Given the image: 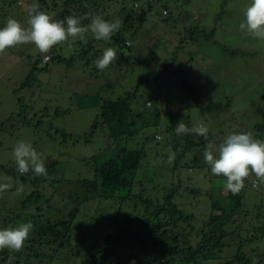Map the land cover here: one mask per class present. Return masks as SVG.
Wrapping results in <instances>:
<instances>
[{"label":"rangeland","instance_id":"1","mask_svg":"<svg viewBox=\"0 0 264 264\" xmlns=\"http://www.w3.org/2000/svg\"><path fill=\"white\" fill-rule=\"evenodd\" d=\"M192 2L189 8L184 7L185 12H177L179 20L171 17L165 21L155 14L150 16L145 26L128 30L127 41L133 47L131 50L122 49V52L116 49L117 60L107 67L111 68L110 71L102 74L96 70L94 63L97 54H86L91 59L89 64L80 56L86 52L91 41L87 36L89 34L85 40H77L72 48L67 43L55 45L58 48L56 52L51 49L49 53L41 54L35 45L24 44L0 55V183L10 182L13 185L0 194V229L5 228V219L15 218L21 211L22 214H35L38 206L43 207L44 213L50 203L54 209L59 208L64 212L59 215L60 218L68 217L70 210L82 209L83 213L78 219L82 222L93 221V230L99 233L105 227H110L112 219L117 215L120 222L127 221L129 213H133V209L128 206L140 195L155 203H163L164 195H167L166 179L163 178L165 168L170 165L175 167L174 162L168 163L166 157L173 152L169 144L156 143L161 138L172 141L165 125L173 127L183 120L188 127H192L203 122L210 129L207 141L217 147L229 134L246 131L255 133L257 126L264 129V40L239 30V25L245 22L244 12L251 0ZM32 3H38L40 10L54 14L41 0H0V28L5 26L9 18H15L27 27L25 6ZM121 6L122 0H104L94 14L104 19L114 17V21L118 19L122 23V14L118 13ZM188 9L190 19L186 15ZM223 9L228 13L223 14ZM160 10L164 11L163 8ZM87 16V13L83 14L82 20ZM98 46L101 45L98 43ZM153 51L158 57L153 73L159 80L147 83L142 93L144 99L152 95L154 98L163 96L162 102L157 104V107L163 109L162 126L158 129L148 128V135L141 139L138 137L145 149V157L132 182V192L115 193L124 197L132 195L131 199H127L126 203H129L121 209L120 214L118 211L121 206L118 202H102L97 199L79 206L69 196L76 192L79 180H94V168L89 162L104 151L108 158L113 155L109 146L113 138L106 126H99L95 134H91L100 109L86 107L85 103L107 86L113 87L110 92L117 91L113 96L106 94L111 98L120 96V88L134 90L139 80L146 76L147 69L141 63ZM57 54L63 55L65 61H54ZM45 55L51 59L45 60ZM185 82L193 86V94L184 88ZM175 115L176 123L172 124L171 116ZM174 135L177 137L175 129ZM201 138L192 141L202 142ZM20 140L32 143L41 154L47 171H53L51 179L42 183L31 171L24 175L16 171L12 151ZM135 146L139 147L140 144L135 143ZM202 150L201 145L194 154H189L190 159L186 161L200 159ZM53 163H56L55 168ZM184 172L185 182L175 196V203L193 221L182 223L176 231L185 233L195 245L200 240L198 229L212 211L210 195L224 200L228 191L224 189L226 178L213 175L203 158L195 167L191 164L190 169ZM6 177H11V181L6 180ZM53 179H60L61 184L56 186ZM253 183L254 186L248 187L251 202L256 201L257 193L264 192V183L258 182V186H255L256 182ZM18 187L23 188L19 194L16 193ZM36 191L42 193V200L39 204L29 205V209L23 212L24 202ZM54 213L52 211L50 215L58 214ZM81 221H77L76 226ZM241 225V228H246V225ZM234 244L237 245L238 241L234 240ZM7 250H0V260L3 254L9 255ZM45 251L50 252L49 249ZM78 251L79 248H74L75 253ZM247 253L251 264H264V239L250 243ZM227 254H224L227 260L234 258L233 250Z\"/></svg>","mask_w":264,"mask_h":264},{"label":"trees","instance_id":"2","mask_svg":"<svg viewBox=\"0 0 264 264\" xmlns=\"http://www.w3.org/2000/svg\"><path fill=\"white\" fill-rule=\"evenodd\" d=\"M103 1L51 0V5L50 0H41L47 9L54 13L52 16L55 19L64 20L68 16H76L80 18L82 25L90 23L89 16L82 20V15L95 13L102 6ZM59 2L63 5H60ZM192 4V0H122V6L118 13L122 14L123 21L119 30L109 39L112 43L107 42L108 40H96L89 32L87 33L89 35H86L91 41L86 52L80 56L88 63L91 59L87 58L86 54L88 52L95 53L99 58L105 50L103 46L113 47L120 52L122 49L131 50L133 45L128 44V37H126L128 30L145 26L150 16L155 14L163 17L165 21L171 17H174V20H179L177 12L184 11V7L189 8ZM162 8L164 14L160 10ZM187 12V18H189V14H191L189 9ZM222 13L228 12L223 9ZM105 20L114 22V17H107ZM98 43L101 45L100 47ZM56 51H58L57 46L52 48V52ZM155 55L154 51L151 52L147 59L141 63L147 69L146 76L139 80L134 90L120 88V96L111 98L106 94L113 96L117 91L110 92L113 87L108 88L109 86H107L85 103L86 107L100 109V115L91 134L94 135L99 126H106L113 138V143L109 145L113 155L108 158V154L104 151L96 155L91 163L89 162V165L94 168V180L92 182L79 180L76 192L69 196L77 205L82 206L97 199L102 202H118L121 206L119 214L121 209L128 205L129 202L126 203V201L131 199L132 195L124 197V195L117 196L115 193L117 191L132 192V182L142 167V160L145 157V149L141 146L142 141L138 140V137L141 139L144 135H148V128L158 129L162 126L163 109L157 107V104L162 102L163 96L154 98L152 95L149 99H144L145 95L142 93L147 83L159 80V77L153 73L158 62V57ZM54 61L62 63L65 58L63 55L57 54L54 56ZM96 70L99 69L96 68ZM110 70L111 68L100 70V74ZM175 74L179 77L178 73ZM94 77L100 78L101 76ZM119 86L121 87V85ZM184 88L191 94L194 93L193 86L186 82ZM195 99L197 100V98ZM176 119V115L171 116L172 124L176 123ZM177 125L175 124L173 127L165 125L172 141L167 138L166 140L161 138V141L155 140L161 145L169 144L173 152L176 153L173 161L175 167L170 165L165 168L163 178L166 179L167 195H164L163 203H155L152 199H146L140 195L135 199V202H130L128 208L133 209L131 211L133 213H129L127 221L120 222L117 215L112 219L111 226L105 227L99 233L93 230V226H95L93 221L82 222L78 219L83 213L82 209L80 211L77 208L70 210L68 217L63 218H60L59 215H63L64 212L59 208L54 209L50 203L44 213H42V206H38L35 214L27 212L23 215L21 211L15 218L5 219V228L16 227L22 221L31 222L34 225L33 231L23 249L19 252L7 250L6 253L8 252L9 255L3 254L0 264H7L10 256L15 257L12 264H118L119 262L122 264H219L217 262H221V264H251L250 255L247 253L249 244L264 239V192L258 190L261 194H256L258 198L254 202H251L252 196L248 192V187L254 186L253 182L258 184L255 176L247 178L244 182L245 187L236 195L228 192L224 200L210 195L212 211L204 220L203 226L198 229L200 240L197 244L194 245L185 233L176 231L182 223L193 221L192 217L183 214L175 203V196L180 192V188L185 182L184 171L190 169L191 164H194L195 167L200 163L203 158L202 152L209 143L207 139L194 133L176 137L174 129ZM254 135L255 138L264 140V129L257 126ZM194 138H201L202 142L192 141ZM135 143L140 146L134 147ZM179 145L183 146V149ZM201 145L203 150L200 153V159L194 158L192 161H186ZM187 155L189 156L187 157ZM166 157L168 158V155ZM183 162H185L184 165ZM55 164L53 163L54 168ZM52 173V170L48 172L49 177ZM167 173L169 178H167ZM176 175L177 179L175 180ZM23 180L27 181L25 177ZM48 180L43 176L39 177V181L42 183ZM52 182L56 186L61 184L60 179H53ZM86 188L89 191H85ZM41 198H43L41 192H33L29 200L24 202L23 212L29 209V205L39 204ZM56 201L57 199L54 197V202ZM56 205L54 203L55 207ZM52 211L58 214L52 216L50 215ZM77 221H81V223L76 226ZM11 224L13 226H10ZM241 224L246 225V228H241ZM234 240L238 241L237 245L234 244ZM74 248H79V251L75 253ZM45 249H49L50 252L47 253ZM230 250L234 251V258L227 260L224 254L228 253L227 255H229Z\"/></svg>","mask_w":264,"mask_h":264},{"label":"clouds","instance_id":"3","mask_svg":"<svg viewBox=\"0 0 264 264\" xmlns=\"http://www.w3.org/2000/svg\"><path fill=\"white\" fill-rule=\"evenodd\" d=\"M25 7L28 16L27 27L17 19L9 18L5 26L0 28V55L5 54L10 48L24 44L35 45L41 54L49 53L53 46L61 43H67L68 47L72 48L77 40H85L89 32L96 40H109L121 26V21L118 19L114 22L106 21L102 16L94 13H88L90 23L82 25L80 18L76 16L57 20L48 12L40 10L38 3ZM244 15L245 22L239 25V30L253 38L264 40V0H251ZM69 41L71 42L68 43ZM44 58L50 59L46 55ZM117 58V50L108 47L94 63L96 68L103 71ZM209 131V127L203 122L188 127L182 120L175 127L177 136L194 133L207 139ZM12 156L16 171L20 175L31 171L37 177L52 178L48 175L41 154L32 143L18 141L13 148ZM175 156V152H170L168 163H172ZM203 159L213 175L226 178L224 189L233 195L238 194L245 187L244 182L251 175H254L259 183H264V140L255 138L252 131L229 134L219 147L209 142L203 152ZM11 179L6 177L8 181ZM12 187L10 182L0 183V194ZM22 191V187L16 189L17 194ZM33 228L34 225L27 222L20 223L16 227L0 229V250L21 251ZM14 259V256H10L7 264H12Z\"/></svg>","mask_w":264,"mask_h":264},{"label":"built area","instance_id":"4","mask_svg":"<svg viewBox=\"0 0 264 264\" xmlns=\"http://www.w3.org/2000/svg\"><path fill=\"white\" fill-rule=\"evenodd\" d=\"M47 60H49V59H47Z\"/></svg>","mask_w":264,"mask_h":264}]
</instances>
